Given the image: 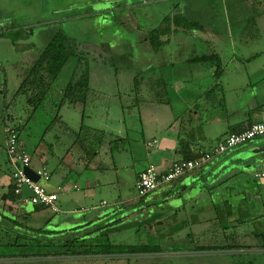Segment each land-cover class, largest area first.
<instances>
[{
    "label": "crops",
    "instance_id": "1",
    "mask_svg": "<svg viewBox=\"0 0 264 264\" xmlns=\"http://www.w3.org/2000/svg\"><path fill=\"white\" fill-rule=\"evenodd\" d=\"M42 2L43 4H49L50 1L42 0ZM96 4L97 7H95ZM147 5L155 6V0H74V4H69L62 9H55V13L63 14L61 17L45 21L48 23L49 21H60L73 24L75 21L86 20L94 15L112 13L115 15L116 21L122 17L123 19H127L128 22L126 23H131L132 25L134 23L133 20L136 18L134 10ZM186 7L189 10V15L186 14L184 9V16H187L186 18L191 22L199 23L201 28H179L181 30L172 28L162 35L163 45L159 48H154L148 39L153 28L140 27L133 24V29L130 32L131 37L126 41L127 44L139 49L141 61L144 55L154 54V56H151L150 63L142 64V68L140 67L139 69H136V65L139 64L140 59L136 60L137 57L133 55V47H129V49L123 48L125 37H123L119 29L114 28L110 30L111 34L107 36L105 34L107 31L99 30L101 27L97 30L76 26L70 27L69 33L71 37L78 34L88 37L87 40L80 41L82 42L80 46L88 55L87 67L89 69L90 86L100 96H107L109 93L105 89L100 88L104 82L100 83L103 79L98 77L103 75L105 76L104 79L108 81L109 78L106 77V73L107 69L111 68L114 70L113 75L115 78L120 76L129 80L125 82L127 85L137 84L138 79L153 77H155V80H158L157 85H171L166 102H159L156 98L155 101H152V106L159 108V111L161 110L166 115L163 114L165 116H160L156 119L150 118L154 120L156 128L154 127L152 135L149 138H145L144 142L149 143L154 140L156 142L154 145H151V149L147 147L148 163L142 165L136 171L135 180L139 172L150 163H154L159 167H167L173 160L183 158V155L179 152L182 141L194 153L205 151L217 144L226 135L243 131L251 124L264 120V0H194L189 2L185 0ZM74 10H79L80 13L75 14ZM252 18H255L253 21L257 22L260 31V36L256 39L245 32L247 28H250L249 22ZM236 23L238 25L234 26ZM126 32L129 33L128 31ZM112 35L113 38L111 39ZM101 36H103L102 40L100 39ZM224 44L227 48L224 47ZM162 53L168 54L166 61L163 55H161ZM215 53L218 54L221 60L219 72L217 71L215 62L200 59L204 54L210 55ZM28 56L31 57L29 54L23 55V61L20 60L11 64L10 62H6L5 66H3L5 71L0 73V101L2 104L3 96L1 91L4 80L6 79L8 83L10 82L8 71L10 70L11 74L14 72L23 74L30 64L28 63L30 62V57ZM25 60H27V63ZM71 60H75V63L72 64ZM125 60L132 62L133 64L131 63V65L133 67L128 66V69L126 66L123 67ZM76 62L77 58L71 57L63 68V71L64 69H71L69 81L76 74ZM205 62L208 64H205ZM177 64L185 66L184 73L180 72V74H176L177 71L174 70V67ZM156 65L158 69H155ZM126 69L128 70V74L124 73ZM18 80L20 82V76ZM67 84H57V90L61 92V89ZM214 86H216L215 89H213ZM113 91V93H119V89L117 88ZM118 96L117 94L113 95V97ZM132 97L133 94L129 93L124 99L125 102L136 104V99L131 101ZM172 98L182 104L179 107L175 104L177 110L173 108ZM120 101L123 102V99L121 98ZM169 107H171L172 113L167 115ZM123 111L125 110L123 109ZM105 113L107 116L111 115L107 108L105 109ZM140 115L143 117L141 113ZM118 119L119 124H114L109 129H96H103L118 136H130V123L121 117ZM62 123L70 129L67 122L63 120ZM75 131L77 132V130H71L73 135ZM4 139L6 141L5 131H3ZM76 141L77 137L75 134L71 150L64 155L57 171L53 172L50 170V180H41V183L51 191H58L59 211L52 213L55 214L53 218L58 222H70L73 225L70 228L92 223L86 225V228H84L88 230L92 229L94 223L99 224L102 218L111 217L108 216L110 213L102 214L100 208L108 203L101 199L99 200V204H97L95 198L98 195L96 194V190L98 189L95 187L102 190L113 184L114 178L118 177L117 173L120 171V168L127 165L128 159L126 158L129 157V154L128 150L124 149L111 152L108 142L105 141L97 157L99 163L97 166H91V169L95 170L97 175L95 177L87 175L88 178L84 186H82L83 184L79 180L86 177L82 171L85 167L81 168L79 165L77 170L76 168L80 162H84L82 157L84 149ZM5 144L6 142L2 144V148L6 150ZM22 145L28 152L24 143ZM148 146L150 145L148 144ZM253 148H259L260 151H263L264 136L247 142V144L231 148L223 154L214 156L201 168L190 171L175 179V181L173 180V182L165 184L156 193L151 194L150 197L154 200L156 195H167L173 189L178 188L179 191L177 192L179 193L193 189L196 186L198 190L192 196L194 200L202 199L203 190L206 191V196L210 194L212 200L213 190L222 189L223 186L221 184L224 180L229 182L231 178L233 179V176H237V172L233 173L234 164L244 162L245 160L239 158V154H242L246 149L251 150ZM29 155L31 156L30 165L32 168H40L45 165L40 154L37 155L39 161L34 160L33 155L30 153ZM117 155H124L125 159L123 160ZM74 158L76 161H72ZM261 160L262 167L260 169L263 170L264 157ZM6 164L8 167H4ZM222 171L228 174V178L222 179V177H225L224 175H220ZM247 172H252L255 176L258 171L254 167L252 171ZM207 176L212 178L214 176L220 177L214 178L209 185L201 184L202 179L206 180L205 177ZM246 180L248 179L246 178ZM11 183L12 167L8 160V154L7 160H5L0 151V193L6 192L4 200H6L8 187ZM59 187L61 188L60 190ZM254 190L255 188L253 192H255ZM61 192L62 195L60 196ZM86 198L91 199V201L89 203L84 202ZM121 202L120 198H115L113 204L117 206ZM29 204L30 202L21 203L19 201L7 204L3 201V204L0 203V214H4L2 217L7 219H9V216H17L18 218L29 217L33 220L37 215H43V217L48 219L47 212L50 209L45 207L46 209L37 211L33 205L28 210ZM53 218L50 216L48 220L52 221ZM19 236L26 238L25 234ZM23 240L27 247L33 244L29 243L31 241L30 238ZM17 241V244L22 242L19 238ZM48 256L53 255H45L44 257ZM35 257H39V255L35 253L10 254L8 242L0 240V264L2 262H14L18 260L25 261Z\"/></svg>",
    "mask_w": 264,
    "mask_h": 264
},
{
    "label": "rangeland",
    "instance_id": "2",
    "mask_svg": "<svg viewBox=\"0 0 264 264\" xmlns=\"http://www.w3.org/2000/svg\"><path fill=\"white\" fill-rule=\"evenodd\" d=\"M49 1V4L55 3L54 7L56 9H62L69 4H74V0ZM189 1L194 0H187V2ZM29 2L32 3L34 1L0 0V32L4 31L3 29L5 27H8L12 22H15L17 27H24L26 30L31 26H33L34 28V30L32 31L33 33H30L29 38L22 40L20 42L21 44H13L10 38L0 36V73L5 71L3 66H5L6 62H10L11 64L19 62L20 60L23 61V55H31V57L28 56L30 57V62L28 63H31L39 50L50 40L52 35L58 30L59 27H62L65 31L68 30V32L70 31V27L75 26L92 30H97L99 27H101V29L99 30L107 31L105 32L107 36H110V30L117 28L120 30L123 37H125V40H123V48L129 49V47L133 46L127 44L126 41L131 37L130 32L131 29H133V24L140 27L144 26L146 28H155L157 26H161L162 24L168 23V21H170V18L172 22V19L175 17V15L184 16V9L186 14L189 15L188 8H185V0H155V6L147 5L141 8H136L138 10H134V12L136 13V18L135 20H133L134 23L132 25L131 23H126L128 22L127 19H123L122 17H120L119 20L116 21L115 15L112 13H102L101 15H94L90 18L87 17L88 19L86 20L75 21L70 25L67 22L60 21L59 23H53L50 21L49 23L46 22L45 20L55 19L56 14H49L48 11L45 10V8V12L40 14L38 6L32 5ZM95 7H97V4L95 5ZM197 9L199 10V8ZM83 10L85 11V9ZM74 13L76 14L80 12L79 10H74ZM61 16L62 15H58V17ZM165 18H168L169 20L163 22ZM39 23L41 24L38 25ZM249 24L250 28L246 27V34L254 37V39L258 38L260 36V31L258 29L257 22L250 21ZM236 25H238V23L234 24V26ZM171 26L172 28H174L175 24L172 22ZM126 31H128L129 33H127ZM223 31L227 32L226 30ZM74 37L78 42L88 39V37L81 34H78ZM102 37L103 36H101L100 38L101 40ZM112 38L113 35L111 36V39ZM224 47L227 48L225 44ZM138 50L139 49H136L135 47H133L132 49L133 55L137 57L136 60L140 59L139 56H141ZM161 55H163V58L166 61V56L168 54L162 53ZM183 55L185 54L183 53ZM151 56H154V54L148 56L147 54L144 55L142 59L143 62L140 59L139 64L136 63L138 64L136 65V69H139L140 67L142 68V64L150 63L149 61L151 59ZM25 61L27 63V60ZM71 63H75V60H71ZM131 63L132 62H128V60H125L123 67L126 66L127 69L128 66L133 67ZM205 64L208 63L205 62ZM156 68L158 69L157 65L155 66V69ZM127 69L124 72L125 74H128ZM112 70L113 68L107 69L106 77L109 78L108 81L104 79L105 76L103 75H100L98 77L100 79H103L100 83L104 82L100 86V88L105 89L106 92L108 91L109 95L111 96H100V94L94 95L96 97L95 100L87 102L86 107H83L82 103L69 102L65 100L62 104L61 109L59 111H56L52 100H47L50 101L52 105H49L47 109L43 107L37 109L33 116L28 119L29 113L26 110L24 96L18 97L15 102L10 103V101L9 103L11 105L6 111L3 110V97V104L0 101V151L5 160H7V153L6 150L2 148V144L6 142L5 139L3 140V131L4 120L7 117H11L8 124L18 123L19 121L25 122L28 119L25 128L20 132L21 142L24 143L28 152L33 155L34 160L39 161V157L37 155L40 154L47 168H49V170L53 172L57 171L62 158H64V155H66L67 152L71 150V145L73 143V140L75 139V134L73 135L71 132L72 129L79 131L82 121L86 126H89L91 128L93 127L109 129L112 125L119 124L118 118L121 117L123 119H126L130 123V141L127 145H125L126 149H124L128 150L127 152L129 154V157L126 158L128 159V161L126 162L127 165L120 168V171L117 173L118 177L114 178V183L109 187H106L102 190L101 188L95 187L96 189H98L96 190V194L98 195L95 198L97 204H99V200L101 199H103V201L105 200L108 203L100 208L102 214L110 213L108 214V216H111L110 219L108 217L104 219L102 218L100 220V223L97 225H104L112 220L120 218L118 219L117 225L121 227V230L112 234L109 233L110 239H112L114 242L121 244H132L147 242L150 239L154 243H161V239L156 238L157 230H159L161 234L162 232H164L167 233V235H172L171 237L173 239L163 238V241L165 243L182 244L183 242H181V239L187 232L192 231L201 233V236H199L198 239L194 240H190V238L185 236V240L187 241V243H190V241H197L200 244H206L212 242L214 239L207 236V229L217 227V223L216 225L213 223V218L217 216L216 208L220 210H227L230 206L233 208L235 207L237 212L239 210L244 211L245 216L247 215V212L251 213H248L249 216L259 215L261 213L264 214V177H256L252 172H247L252 171L254 167L257 171L261 170V158L264 157V148L263 151H260L259 148H253L254 150L246 149L244 150V152H242V154H239V158L245 160L244 162L242 161L234 164L233 173L237 172V176H233V179L231 178L230 181L228 180L229 182L224 180L221 184L223 186L222 189L213 190L212 200L210 198V194H207L206 196L205 190H203L202 199L199 198L197 201L194 200L192 196L198 190V187L195 186V188L188 189L185 192L178 193L177 191H179V189L177 188L171 190L169 193H167V195L155 198L154 200L151 197H148L143 201L137 202L139 200V196L133 193L132 187L135 180L136 171L139 170L142 165L148 163V155L146 149L147 147L151 149V147L148 146V142L144 141L145 138H149V136L152 135L155 127L154 120H151L150 118L156 119L160 116H165L166 114L161 110L159 111V108H154L152 106V101H155L156 95H154L155 89H153V86L155 87V85L151 84L155 83V77L149 79H138L137 84L127 85L125 82L129 80L120 76H118V78H115L113 75L114 70ZM174 70L177 71L176 74H180V72L184 73L185 66L183 64L181 66L180 64H177L175 65ZM8 73L10 77V82L8 83L10 90L8 100H10L9 98H11L13 92L15 91L17 84L19 83L18 77H21V74L16 72L11 74L10 70L8 71ZM70 73V68L68 70H62V73L57 78L56 83L58 85L67 84L69 81ZM168 86H170L171 88V85ZM116 88L119 89V93H113V90ZM129 93L133 94L131 101L137 98L138 103L136 102L135 104L125 102L124 99L128 96ZM112 94H117L119 96L113 97ZM60 95L61 93H58L56 91L53 97L56 98L58 96L59 98ZM121 98L123 99V102L120 101ZM123 103L124 105L122 106ZM134 104L137 106H135ZM175 104L178 107L182 105L178 100L175 101L174 98H172L173 108L177 110ZM106 108L111 114L110 116L106 115ZM123 109L125 111H123ZM168 110L169 113L167 115L172 113L171 107H169ZM140 113L143 115V117H141ZM56 115H59L60 117L55 118ZM61 120L67 122L70 126V129H68ZM102 146L103 145H101V147ZM117 156H120L123 160L125 159L124 155ZM76 159L78 161L77 157ZM76 159L74 158L72 161H76ZM84 164V162H80L77 165L76 170L78 169L79 165L81 168L84 167ZM4 167H8V165L6 164ZM82 171L84 172V176L86 175L85 179L82 178L79 180L83 184L82 185L80 183L82 186H84V183L88 178L87 175L91 177H95L97 175L95 173V170L92 169L89 170L84 168V170L82 169ZM220 175L225 176L222 177V179L228 178V174H226L225 171H222ZM217 177L220 176H214L215 179ZM214 178L207 176L205 177L206 180L202 179L200 183L209 185ZM246 178L248 180H246ZM254 188L255 192H253ZM5 193V191L3 193H0L1 204H3V201H5V203L7 204L11 202V199L9 198H7L6 200L2 199V196ZM61 195L62 192L60 193V196ZM115 198H120L122 200L120 205L116 206L113 204ZM90 201L91 199L86 198L84 202L89 203ZM147 204L150 205L147 206ZM29 207H31V205H29ZM29 207L28 210H30ZM115 211L117 212L114 213ZM52 213L55 212L50 210L49 212H47V216H49L47 217L48 219L50 218V216L52 218L55 216V214ZM3 215L4 214H0V240L8 242L9 253H15V255L23 253H35L36 255L38 254L39 257H35L33 259L25 261L18 260L14 262H2L1 264H143L144 262L151 264L150 262L153 261L155 255H157H137L133 256V258L130 260H127L126 257L122 255L114 256L115 258H109L108 256H105V258H103L101 255L92 256L66 253L44 257L48 248L40 245L28 248L26 245H23V239H52L64 242L69 237L76 235L77 233H75V231L79 229H71L70 227L73 225L70 222H58L55 218H53L52 221H49L48 219L43 217V215H37L33 220H31L29 217L18 218L17 216H9V219H7L3 218ZM233 217L236 218L238 217V215ZM182 222H187V227L181 230L179 233L172 234L171 232ZM45 223H47L48 225L43 227ZM93 226L96 225H92V229L94 228ZM42 227L43 230L40 229ZM232 228L233 227L231 226L230 231H234ZM44 229L56 231L47 232L46 230L44 231ZM235 229L236 238L234 241L236 243L247 245L243 246L240 249L230 251L234 254L237 253L235 255L236 261L252 259L254 264H264V248L260 246L264 244V236H262L261 233L264 232V220L258 221L256 219H252L248 222H244L243 225L237 226ZM251 230L253 231V233L257 230L260 234L257 236L252 235ZM83 232H80V234ZM22 234H25L26 238H22V236H19ZM57 235L60 236L56 237ZM18 238L22 240V242H19L17 244L15 242H17ZM29 243L32 244L33 241L31 240ZM198 252L199 251L190 250L175 251L164 252L162 253V255L171 256L178 254H197ZM210 253L215 252L211 251ZM219 264L222 263L219 262Z\"/></svg>",
    "mask_w": 264,
    "mask_h": 264
},
{
    "label": "trees",
    "instance_id": "3",
    "mask_svg": "<svg viewBox=\"0 0 264 264\" xmlns=\"http://www.w3.org/2000/svg\"><path fill=\"white\" fill-rule=\"evenodd\" d=\"M34 2L30 3L32 5L38 6L39 13L42 14L45 10L48 11L49 14L63 15L59 13H55V3L53 4H43L42 0H33ZM45 5V6H44ZM45 8V10H44ZM41 11V12H40ZM69 15V14H68ZM67 15V16H68ZM169 20L165 18L163 22ZM255 20L252 18L251 21ZM53 23H59L58 21H52ZM172 22L175 24L174 29L179 28H201V25L196 22H191L186 17L181 15H175L172 19ZM171 18L170 21L166 24H162L161 26H157L152 29V32L149 34V41L154 48H159L163 45V40L161 39L162 35L166 33L168 30L172 28L171 26ZM39 23L38 25H40ZM37 25V26H38ZM71 25V24H70ZM4 31L0 32V36L5 38H10L13 44L20 43L22 40L28 39L30 33L34 30L33 26L27 28L17 27L15 22H12L8 27L3 29ZM5 32V33H4ZM33 33V32H32ZM82 42H78L75 37H71L70 33L65 31L62 27H59L58 30L52 35L50 40L39 50L36 54L34 60L29 64L26 68L25 72L21 74V80L17 85L15 91L13 92L10 100H8L9 95V86L8 82L5 79L2 88V96L4 97V108L6 111L10 107V103L15 102V100L24 96L26 110L29 113L28 119L33 116L35 111L41 107L48 108L49 105H54L56 111H59L62 107V104L65 100L69 102H78L82 103L84 107L87 106V102H91L95 100V96L97 95L96 91L90 86L89 82V69L87 67V56L86 52L81 48L80 44ZM21 44V43H20ZM20 49V48H19ZM77 58L76 62V74L72 77L69 83L61 89V92L57 90V78L62 72L63 68L70 60L71 57ZM203 61H213L217 67V71L220 68L221 60L218 54H204L201 56ZM219 72V71H218ZM158 80H155V83L151 85L153 89H155L154 95L155 98L159 102H166L168 99V90L170 86L166 84H156ZM216 86L213 87L215 89ZM60 92L61 95L54 98L53 95L55 92ZM138 97V96H137ZM47 100H52V103ZM138 99L136 98V101ZM11 101V102H10ZM58 101V102H56ZM10 102V103H9ZM138 103V101H137ZM60 117L56 115L55 118ZM11 117H7L4 120V131L7 140V131L8 127H13L20 138V132L25 128L28 119L23 122L19 121L18 123L8 124L10 122ZM77 141L79 145H81L84 149V153L82 154L84 160L85 169H91V166H97L99 163L98 155L100 153V148L105 141L108 142L110 146L111 152L120 151L121 149H126L125 145H127L130 141L129 136H118L114 135L111 132H108L103 129H96L86 126L85 123L81 124V128L79 131L75 132ZM21 141V140H20ZM185 142H181V146L179 148V152L183 155L181 159H191L196 158L202 155L205 151H197L196 153L192 152L191 149L187 148ZM6 147V144H5ZM151 147V145L149 146ZM138 178V175H137ZM134 182V186L132 187L133 193L139 196V201H143L145 198L151 196L162 188L164 185H161L158 188L153 189L145 193L144 195H139L138 190L136 189V181ZM172 182V181H171ZM170 183V182H169ZM167 184V183H166ZM161 196L156 195L155 198ZM11 199V202H20V195L15 194V184L12 182L9 185L7 197L6 199ZM150 204H147L149 206ZM35 210L39 211L44 209L43 205H34ZM231 207V206H230ZM229 207V208H230ZM227 210H220L216 208V214L213 218V223L217 227L207 229V236L209 238H214L212 242L206 244H200L197 241H190L191 239H198L201 236V233L197 232H187L185 236L190 238V243H187L185 240V236L181 239L182 244H170L165 243L163 238H171L172 235H167V233L162 232V234L157 230V237L161 239V243H154L150 239L147 242L142 243H129V244H121L116 243L112 239H110L109 233L112 234L114 232H119L121 227L117 225L118 219L112 220L104 225H97L93 229L85 230L86 225H90L92 223L78 225L71 229H79L75 231L76 235L69 237L64 242L60 240H52V239H34L33 244L30 247L35 246H44L48 248L46 255H55L60 253L66 254H82V255H101L103 258L108 256L109 258H115L114 256H125L127 260L133 258V256L137 255H155L151 264H254L252 259L244 260V261H236L235 255L237 253H231L230 251L235 249H240L243 246H247L241 243H236L234 240L236 238V227L243 225L244 222H248L249 220L256 219L258 221L264 220V214L259 215H251L250 212H247L246 216L244 215V211L239 210V214L236 211L235 207H231ZM240 209V208H239ZM115 211L114 213H116ZM120 212V211H118ZM249 213V214H248ZM254 213V212H253ZM238 215V217H233ZM249 216V217H248ZM111 218V217H110ZM109 218V219H110ZM151 223V222H149ZM156 224V223H155ZM48 225V224H47ZM45 225V226H47ZM43 226V227H45ZM187 226V222H182L178 225L171 233L176 234L181 230L185 229ZM231 226L234 231H230ZM43 227L40 228L43 230ZM130 227V226H129ZM83 228V229H81ZM46 229H44L45 231ZM70 230V229H69ZM138 230V229H137ZM136 230V231H137ZM47 232H54L56 230H46ZM84 231V232H83ZM210 231V232H209ZM80 232H83L80 234ZM262 236H264V232H261ZM211 234V235H210ZM252 235H259L256 230L254 233L251 230ZM57 235L56 237H59ZM53 237V236H52ZM155 238V237H154ZM18 242V241H17ZM16 243V242H15ZM37 243V244H36ZM25 245V243L23 244ZM264 248V244L260 245ZM28 247V248H30ZM199 251L197 254H178V255H166L163 256L164 252H175V251ZM214 251L215 253H210ZM219 251V252H218ZM201 252V253H200ZM209 252V253H207ZM230 252V253H228ZM207 253V254H205ZM162 255V256H161ZM113 256V257H110ZM101 257V258H102ZM148 264V263H143Z\"/></svg>",
    "mask_w": 264,
    "mask_h": 264
},
{
    "label": "built area",
    "instance_id": "4",
    "mask_svg": "<svg viewBox=\"0 0 264 264\" xmlns=\"http://www.w3.org/2000/svg\"><path fill=\"white\" fill-rule=\"evenodd\" d=\"M6 152L8 160L12 167V182L15 184V194L20 195L21 203H32L33 205H43L53 212L59 211V194L58 191L47 189L42 183L49 181L51 172L47 166L33 168L39 175V181H34L29 177L24 168L31 167V156L24 149L17 131L12 127H8ZM264 136V120L251 124L248 128L240 132H233L223 137L217 144L206 150L202 155L191 159L173 160L167 167H159L154 163H150L145 169L139 172L136 181V189L139 195L152 191L166 183H169L186 173L199 169L210 161L215 155L226 152L238 145ZM156 140L149 142L154 145ZM256 177H264V169L256 172ZM27 184L32 190L31 197L24 198L22 196L23 186ZM61 188L59 187V190Z\"/></svg>",
    "mask_w": 264,
    "mask_h": 264
},
{
    "label": "water",
    "instance_id": "5",
    "mask_svg": "<svg viewBox=\"0 0 264 264\" xmlns=\"http://www.w3.org/2000/svg\"><path fill=\"white\" fill-rule=\"evenodd\" d=\"M263 150V149H262ZM26 174L31 177L34 181H39V175L36 173V171L30 167V166H26L24 168ZM33 195V190L27 185L25 184L23 186V190H22V196L24 198H27V197H31ZM5 198V194L3 195V199ZM29 205L33 206L32 203H30ZM29 207V206H28Z\"/></svg>",
    "mask_w": 264,
    "mask_h": 264
}]
</instances>
